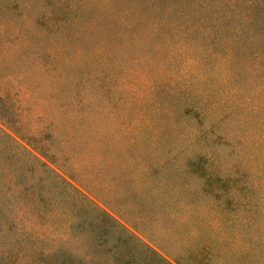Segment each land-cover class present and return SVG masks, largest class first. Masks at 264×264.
<instances>
[{
	"label": "rangeland",
	"instance_id": "1",
	"mask_svg": "<svg viewBox=\"0 0 264 264\" xmlns=\"http://www.w3.org/2000/svg\"><path fill=\"white\" fill-rule=\"evenodd\" d=\"M0 128V264H264V0H0Z\"/></svg>",
	"mask_w": 264,
	"mask_h": 264
},
{
	"label": "trees",
	"instance_id": "2",
	"mask_svg": "<svg viewBox=\"0 0 264 264\" xmlns=\"http://www.w3.org/2000/svg\"><path fill=\"white\" fill-rule=\"evenodd\" d=\"M0 132H2V135H4V137H6L11 143L17 145L16 147H18V144L20 145V143L18 142V140L15 139L11 134H9V133L3 131L1 128H0ZM15 145H14V146H15ZM20 148H21L22 150H25V151H27L28 153H30V152H29V151H28L23 145H20ZM31 154H32V153H31Z\"/></svg>",
	"mask_w": 264,
	"mask_h": 264
}]
</instances>
